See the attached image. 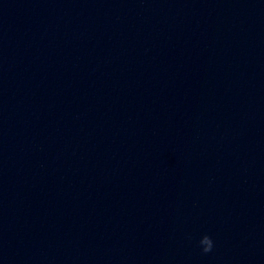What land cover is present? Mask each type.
I'll return each mask as SVG.
<instances>
[{
	"label": "water",
	"instance_id": "1",
	"mask_svg": "<svg viewBox=\"0 0 264 264\" xmlns=\"http://www.w3.org/2000/svg\"><path fill=\"white\" fill-rule=\"evenodd\" d=\"M0 264H264V0H0Z\"/></svg>",
	"mask_w": 264,
	"mask_h": 264
},
{
	"label": "clouds",
	"instance_id": "2",
	"mask_svg": "<svg viewBox=\"0 0 264 264\" xmlns=\"http://www.w3.org/2000/svg\"><path fill=\"white\" fill-rule=\"evenodd\" d=\"M199 245L202 248V252L204 254H208L209 252H211L214 247L213 240L207 235L203 236L200 239Z\"/></svg>",
	"mask_w": 264,
	"mask_h": 264
}]
</instances>
